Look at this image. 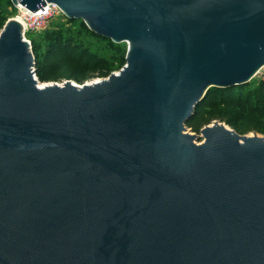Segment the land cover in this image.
I'll return each mask as SVG.
<instances>
[{"label":"water","instance_id":"obj_1","mask_svg":"<svg viewBox=\"0 0 264 264\" xmlns=\"http://www.w3.org/2000/svg\"><path fill=\"white\" fill-rule=\"evenodd\" d=\"M55 3L127 43L118 73L45 86L0 32V264H264V136L186 131L212 87L264 66V0Z\"/></svg>","mask_w":264,"mask_h":264},{"label":"trees","instance_id":"obj_2","mask_svg":"<svg viewBox=\"0 0 264 264\" xmlns=\"http://www.w3.org/2000/svg\"><path fill=\"white\" fill-rule=\"evenodd\" d=\"M8 6L17 12L11 0H0V32L8 21ZM49 31L50 29L41 34L29 33L36 58L37 77L42 83L62 79L83 83L95 75L108 77L111 74L107 61L96 53L86 36L107 41L114 45L119 53H124L121 46L111 39L93 33L84 22L81 33L68 34L62 29L50 33ZM36 35L46 36L48 44L43 52L41 45L35 41ZM120 64L121 68L126 64L124 55ZM216 120L225 123L239 134L256 132L264 136V80L253 79L248 84L234 88L212 87L198 104L195 116L186 126L200 132L203 127Z\"/></svg>","mask_w":264,"mask_h":264},{"label":"rangeland","instance_id":"obj_3","mask_svg":"<svg viewBox=\"0 0 264 264\" xmlns=\"http://www.w3.org/2000/svg\"><path fill=\"white\" fill-rule=\"evenodd\" d=\"M19 7H20L19 5H18V7H16L17 12H16V9L11 8V6L7 7V9H8V13H7L8 20H10L14 17L16 18ZM54 22H56L57 24L56 25L54 23H53L54 25L52 24L49 33L52 31H56L58 29H62L65 33H68V34L69 33L76 34L79 32L81 33L83 31V22H84L83 20H76V19L71 20L70 19V20H65V21L59 20V21H54ZM29 35L30 34L28 33L26 36L27 39L32 40V37H29ZM45 35H36V37H35V41L41 45V52L46 50L47 44H48ZM82 35H84V34H82ZM86 39L88 41H90L91 47L96 51V53L98 55H100L101 57H103V59H105L107 61V66H108L107 68H109L111 70V74L112 73H118L124 67L123 66L121 68L122 65L120 63H121V59H122L123 55L126 58L127 51H128V44L127 43H118V45L124 49V53H119L117 51V49L114 48V45H112L111 43H109L107 41L100 40L99 38H93L91 36H86ZM104 78H107V77H103L102 75H95L83 83L77 82V81L72 80V79H62V80H57V81H52V82H44V83L62 84L64 82L71 81L76 85L83 86L84 84H90V83H93V82L98 81V80H103ZM41 84H42V82H41ZM186 131L192 135H195L197 138H200V140H197V143H201L203 141L201 131L196 132L191 127H188V126H186ZM246 135L252 136L253 132L246 134ZM260 136H263V135H260Z\"/></svg>","mask_w":264,"mask_h":264},{"label":"built area","instance_id":"obj_4","mask_svg":"<svg viewBox=\"0 0 264 264\" xmlns=\"http://www.w3.org/2000/svg\"><path fill=\"white\" fill-rule=\"evenodd\" d=\"M19 6L16 18L22 23L25 40L31 45V40L26 37L28 33L34 32L41 34L50 29L52 24L55 23L54 21L68 20L62 9L55 3H46V5L41 7L37 12H31L25 7ZM23 8L26 11H24ZM33 73L34 77L38 79L35 66L33 67ZM254 79L258 81L264 80V66L256 73Z\"/></svg>","mask_w":264,"mask_h":264},{"label":"bare ground","instance_id":"obj_5","mask_svg":"<svg viewBox=\"0 0 264 264\" xmlns=\"http://www.w3.org/2000/svg\"><path fill=\"white\" fill-rule=\"evenodd\" d=\"M23 10H24V8H23ZM24 11H26V10H24ZM99 81V80H98ZM96 82V81H95ZM94 83V82H93ZM47 84H50V83H42L41 85L42 86H45V85H47ZM91 84V83H90Z\"/></svg>","mask_w":264,"mask_h":264}]
</instances>
